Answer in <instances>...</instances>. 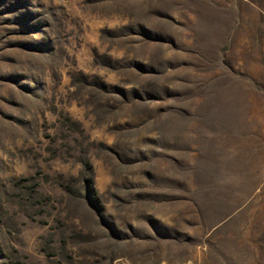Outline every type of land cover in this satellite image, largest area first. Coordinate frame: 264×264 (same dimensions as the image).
I'll return each instance as SVG.
<instances>
[{"label":"rangeland","instance_id":"obj_1","mask_svg":"<svg viewBox=\"0 0 264 264\" xmlns=\"http://www.w3.org/2000/svg\"><path fill=\"white\" fill-rule=\"evenodd\" d=\"M0 264H264V0H0Z\"/></svg>","mask_w":264,"mask_h":264}]
</instances>
